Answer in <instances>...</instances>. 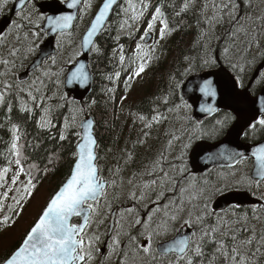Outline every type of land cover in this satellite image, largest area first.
Masks as SVG:
<instances>
[{
	"label": "trees",
	"instance_id": "16d2710c",
	"mask_svg": "<svg viewBox=\"0 0 264 264\" xmlns=\"http://www.w3.org/2000/svg\"><path fill=\"white\" fill-rule=\"evenodd\" d=\"M193 1H197L196 7H188L186 10H182L185 3L192 6ZM246 1L132 0L138 11L160 8L164 20L168 22L172 37L168 44L161 48V51L167 53L166 56L158 59L156 63L147 65L148 79L145 80L143 89H135L131 92L130 98H125L119 105L116 104L115 95H112L111 90L107 91L110 86L107 78L122 69L130 68V65L126 64V60L131 57L127 55L131 41L126 36L118 35L115 32L116 25L120 23V18L123 16V8L119 10V7L115 10L117 17L113 15L110 19L111 29H109V24L99 35L89 57V67L94 76V86L91 94L85 100L82 102L75 101L64 93L62 87V76L67 64L79 54V37L84 26L80 28L81 31L77 38L73 37L74 42L62 58H59L62 49L57 50L53 58L59 59V65L58 67L53 66L54 72L52 71V74L41 80L42 86L38 87L40 91L36 92V88L31 89L33 95L37 97L35 101L29 97L28 92L16 90L13 85L11 92L6 96L5 103L0 104V170L10 169L6 174V182L11 186V177L17 171L15 164L17 156L12 150L13 126L15 125L16 134L19 135V139L16 141L20 150L19 158L26 172L31 169L35 188L30 197L21 201L22 209L19 206L15 207L7 224L0 223L1 238L4 233L17 224L21 217H27L23 228L12 237L13 240L2 251L0 249V264L19 246L49 198L68 177L75 157V144L79 139V135H77L78 122L86 114L93 115L96 120L97 163L99 167L100 156L103 154L111 155L108 148L118 151V153L111 155L114 163L112 162L113 167L109 171L112 173H108V169L101 168L100 175L109 182L110 176H113L117 185L119 179L126 178V175H130V180L135 177L136 185H140L141 188L135 194V199L131 198V205L136 212H139V208H149L144 216L139 218L142 222L147 220L148 213L153 212L157 206L153 203L157 201V195L163 193L158 201L161 211L153 212V219L149 227L151 229L145 230L142 223L135 224V220L131 218L121 233L120 229L116 231L120 243L116 251L112 252L113 256H110L112 260L104 264H121V261L125 259V253H127V264H169V260L174 261V256L163 258L155 252L153 247L150 254L144 253L140 243L145 238L144 235L149 234L148 231H151L152 243H154L171 237L178 230L184 210L178 213L176 210L183 208L186 201L190 200V192L199 191L198 182L200 179L189 173L186 163L187 147L179 156L183 162L179 167L180 160L177 164L174 163L173 172L167 177H163V172L160 169L155 170L152 165L160 157L173 158V156H177L168 152L171 150L167 142L174 140L177 142L174 148L176 147L181 151L189 141L197 124L187 114L184 122L190 121L189 130L192 133L186 139H182V131L175 125L176 117L180 116L178 108L185 105L177 95L178 88L190 73L215 65V46L221 49L222 46L229 48L232 45L230 36L232 35L233 24L228 13L232 12L231 4L238 6L235 14L241 13L244 11ZM213 3H221L220 6L224 3L228 4L229 7L223 9L220 13L223 19H219L216 28L209 32L208 26L203 22L204 9L207 6H213ZM74 33L75 30L69 34L73 36ZM65 35L68 34L59 35V39ZM207 43H211L213 46L211 47V44L208 45ZM97 48L99 51H96ZM122 55L123 61H121ZM167 55L170 57L168 58ZM205 61H209V63H205ZM16 81L18 82V80ZM3 84L0 82V91L4 90ZM45 86L48 89H45ZM25 104L28 110L23 109L22 106ZM45 108L50 109L48 121H51V124L41 127ZM81 109L83 111H80ZM153 117H157V119L154 120ZM149 124L150 127L147 126ZM61 134L64 135L65 139H60ZM178 142L181 149L178 147ZM124 143H129L131 146L123 145ZM27 179L28 177L24 173L20 174L19 181L27 182ZM19 181L13 187H19ZM152 181H156V183L152 184ZM146 184L149 186L145 187ZM181 188L186 190L183 194L180 192ZM3 190L0 188V192ZM142 193L144 199H140ZM13 195H15L14 191L9 192L8 199L4 201V207L0 209V221L9 214L7 209ZM111 196L106 203L105 214L109 208L115 205L126 206L124 202L119 204L116 193ZM170 201H175V204L169 203ZM165 204L169 205L167 209L169 215L176 214L177 219L175 221L169 220L167 232L162 230L160 235L164 236L158 238L155 235L157 225L162 220L168 219L164 215L163 206ZM17 208L19 209L17 210ZM227 213L232 214V218L228 220L236 219L234 213L240 217L247 215L249 217L248 223L252 225L250 218L254 215L249 208H228L216 214L225 218ZM258 214L261 213L258 212ZM134 216L138 215L135 213ZM76 221L77 219L74 220V222ZM215 222L216 216L212 215L206 218L205 225ZM243 223L244 221L241 219L236 227H240ZM101 225L102 227L105 226V220ZM201 226L199 224L193 226V232L197 234V237ZM260 229L262 228L257 229V232ZM89 234H95L99 237L102 235L101 231H92ZM248 235H251L250 231L242 233V237ZM213 247L214 245H208L205 251L210 253ZM260 264H264V257L261 258Z\"/></svg>",
	"mask_w": 264,
	"mask_h": 264
},
{
	"label": "snow or ice",
	"instance_id": "6c2138e0",
	"mask_svg": "<svg viewBox=\"0 0 264 264\" xmlns=\"http://www.w3.org/2000/svg\"><path fill=\"white\" fill-rule=\"evenodd\" d=\"M8 0H0V9H2ZM77 0H72V3L68 5L69 8L76 6ZM116 0H104L99 12L96 14L95 19L88 28L86 34L83 37L82 46H88L93 44V37L101 30V26L105 21V18L111 9L112 5ZM30 3V0H16V4L20 11L17 12L18 16L27 20L29 23H33L30 15H24L25 5ZM131 5V0H129ZM189 7L188 3H185L184 9ZM229 5L225 4L222 6H217L213 3V8L217 13H221L223 9L228 8ZM238 6L231 4L232 12L228 15L230 19H235L233 14L234 10ZM137 14L134 11L133 19L137 18ZM163 14L160 8L156 9V14L152 18V22L148 24V29L145 31V36L148 35L149 31L152 30L154 22L156 19ZM38 19H46L48 26L53 32L67 29L71 22L73 21V15H57L45 17L41 14ZM223 19L222 15H214L209 18V22L212 20ZM264 19V16L260 17ZM162 27L160 29V35L163 37L168 29L167 20H162ZM13 25L16 28H21L23 25L16 24L13 21ZM243 32L245 37L248 36V32L241 26L240 28L234 29L232 35L239 39V34ZM33 36L39 35L33 32ZM143 39V37H142ZM252 39H255L253 37ZM250 45L251 40L247 41ZM140 49V45H137ZM16 50L9 52V56H14ZM29 52L32 48L28 49ZM96 51H99L97 48ZM227 51V50H225ZM124 57L121 56V61ZM55 58L52 59L54 64ZM0 63L8 65L9 60H0ZM38 63V62H37ZM209 63V61H205ZM146 67L145 62H141L135 75H140ZM0 75H5V73H0ZM45 76L50 75V73L45 72ZM119 76V73L116 74ZM264 75V74H262ZM87 79V74L83 71V66L75 68L71 73L69 82L80 80L84 81ZM25 83L22 80L17 82V87L20 84ZM36 81L33 80L29 85L31 89L35 85ZM42 83V81H41ZM210 82L205 81L204 87L201 91L206 93L211 92L209 88ZM13 85L4 82V90L0 91V104L5 103L6 96L11 92ZM23 91V89H20ZM36 92L40 89L36 88ZM214 95V92H211ZM29 97L35 101L37 97L33 95L31 90L28 91ZM11 106L9 105V108ZM24 110H28L26 105L22 106ZM209 111L212 109L209 108ZM47 112V109H45ZM80 111H83L82 109ZM143 119V117H141ZM154 120L157 117H153ZM75 120V117H73ZM217 123H220L219 121ZM256 123L264 127V117H261ZM51 121L44 122L42 117L41 127L50 126ZM93 121L91 119L87 120L83 125L85 129V134L83 137V142L77 145V152L74 154L76 156L75 163L72 166L69 177L60 186L59 190L51 197L48 201L46 207L43 208L42 213L39 215L38 219L35 221L34 225L27 232V235L23 239L22 243L8 255L7 258L3 260V264H90V262L95 258V254L100 250L95 247V243L99 241V236L95 234H89L87 231L90 228L93 217L100 214L99 212V202L101 198L106 197V187L108 182L100 175V169L97 165V156L94 151V146L96 144L95 139L92 136L91 128ZM68 126L66 120V127ZM150 127L151 125H147ZM252 128L256 127V124L251 125ZM13 143L12 150L15 151L17 159L15 164L17 165V171L11 177V186L6 182V174L10 170L9 168H4L0 170V188L4 190L0 192V209L4 207V201L8 199L9 192L14 191L15 195L11 197L14 204H9V214L3 217L0 221L2 224H7L8 220L11 218L10 214L15 207L19 206L22 209L21 201L26 200L27 197L32 195L35 188L33 183V177L31 174V169L27 172L22 166L20 157V150L16 143L19 139V135L16 134V126H13ZM79 135V133H77ZM60 139H65L64 135L61 134ZM242 155V154H237ZM252 155L256 160L255 169V179L252 177H244L243 180L247 181L248 185L251 186L255 183L256 188L259 189L261 184L264 183V145H261L253 150ZM234 159V157H230ZM161 171H163L161 169ZM24 173L28 179L27 182L19 181V176ZM168 174L163 173V177H167ZM163 177L161 181L163 183ZM20 183V187H13ZM115 183L114 181L112 182ZM155 184L156 181H152ZM149 185H145L148 187ZM186 190L184 188L180 189L183 194ZM219 191V190H217ZM206 190L201 189L198 192L189 193L190 200H197L203 198V206L201 209V214L195 217V221L192 220L191 213H189V218L184 221L189 228L193 227L194 224L202 225L199 229V236L195 232L191 235H183L178 239L173 240L171 243L164 244L160 248L161 256L167 257L170 254L175 257L174 261L169 260V264H260V260L264 257V228L257 232L255 225H250L248 223L249 217L247 215L240 217L236 215L235 220L225 219L223 216L212 212L208 207V200L210 196L205 194ZM135 199V193L132 194ZM163 193L157 195V201L153 203L157 206L153 209V212L161 211L158 201L160 200ZM140 199H144L143 193ZM259 199L264 200V195L259 197ZM183 202V201H182ZM169 203L175 204V201H170ZM169 205L165 204L164 215L168 218L162 220L160 224L157 225L158 229H162L167 232L168 221H175L177 219L176 214L169 215L167 211ZM128 213L134 211V209H126ZM177 213L183 211V208L176 210ZM254 218L259 220L260 216L256 215L257 212H264V203L260 204L259 207L253 206L252 208ZM153 212H149L147 220L143 221L145 229L150 227L151 221L153 219ZM215 215L216 222L214 224L205 225V220L207 217ZM73 217H82L81 223H72ZM243 220L244 223L240 227H236V224ZM102 223V221H101ZM118 223V222H117ZM140 219L135 220V224H141ZM250 231L251 235L243 236L242 233ZM159 234V233H157ZM120 241L117 236L112 237V241L108 244L110 249V255L115 252ZM208 245H214L212 251L206 252L205 249ZM142 251L146 254L152 252V234L148 237L147 246H142ZM125 259L121 261V264H127V253L124 254ZM109 257H106L108 259ZM155 259V257H153Z\"/></svg>",
	"mask_w": 264,
	"mask_h": 264
},
{
	"label": "rangeland",
	"instance_id": "374dc122",
	"mask_svg": "<svg viewBox=\"0 0 264 264\" xmlns=\"http://www.w3.org/2000/svg\"><path fill=\"white\" fill-rule=\"evenodd\" d=\"M9 1L10 0H8L7 4L2 8L3 10L7 8ZM59 1L64 2L65 0H59ZM97 1L98 0H86L83 5V9L81 11L80 20L78 22L79 29H77L76 27L75 33L73 34V36L68 34V35L61 37L59 41V45L61 46L62 51L59 55V58L60 57L62 58L66 54L67 49L72 45V42H74L73 37L76 39L79 32L81 31L80 28L84 26V24H87L90 14L93 12L94 9H96L94 6ZM222 5H225V4L223 3ZM121 9L123 10V16L120 19V23L116 25L115 32L118 35H123L130 39L131 45H130V48L128 49L127 55H130L131 57H129L126 60V64L130 65V68L122 69L110 75L107 78L108 81L110 82V86L107 89V91L111 90L112 95H115V101L117 105H119L122 102V100H124L125 98L127 97L130 98L131 92L134 91L135 89H143L144 84L146 82L145 80L148 79L147 65L153 64L157 61V59L164 58L166 56L165 52L163 51L159 52V50L164 45H167L168 40L171 38L170 30H168L163 37H161L160 35V29L163 26L161 21L164 20L163 17L160 16L154 22V26L152 30L149 31V33L151 34V38L149 42L144 44L142 40V36L144 35L143 33H145V31L148 29V24L152 22V18L156 14V9L151 10L146 16L145 20H143L141 15H137L136 19L132 18L134 15V11L137 14L141 13L140 11H138L137 6L132 3V0H131V5L129 3V0H126L125 4L124 5L122 4L119 10ZM24 15H30L33 23H29L27 20L23 19L21 16H17V18L15 19V22L16 24H20L22 20H25V22H28L30 24L31 29L28 26L22 29H19V30L18 28L14 27L9 31V33H7L4 37H2L0 40L1 42H3V56L8 54L12 50H16V54L14 55L15 57H17V54L18 55L30 54L28 49L32 48L33 50L34 47L36 48L38 46L37 43L42 40V36H41L42 34L40 35V33L38 32L39 31L42 32L41 25H42L43 19H38L40 14L36 10L35 5L31 4L28 7H26L24 11ZM214 15H220V13H217L214 10V8H212L211 6H207L204 9L203 22L208 26L211 32L212 30L216 28L217 21L219 20L217 19V20H212L211 22H209V18L213 17ZM234 16H235V19L234 20L232 19V24L233 25L235 24V27L237 28H240L242 26L245 30H247L248 34H252L253 37H255V39H252L253 37H251V40H254L253 44H256V43L260 44L261 42L264 44V36L260 34L262 29L264 28V19H260V17L264 16V0H247L244 5V11L239 13V15L235 14ZM109 29H111V23L109 25ZM33 32L38 33L39 35L33 36L32 35ZM241 33L244 34L243 32ZM138 44L140 45V49L137 48ZM248 47H252L251 50L254 48L253 46H248ZM14 56L9 57V61L10 62L12 61L9 64H13L14 61H16V59H14ZM167 57L169 58L170 55H167ZM2 60L4 59L2 58ZM55 61L56 62L54 64L52 63V59H49L46 62H44L43 65H41V67L36 70V73L33 74L30 78H28L27 82L20 84L19 87H17L16 80H18L17 74L19 72L20 66L11 67L8 65H4L3 63H0V73H5V75H0V78L2 79V81H7L10 84L14 85L16 90L23 89V91L27 93L29 90L33 88H38V87L40 88L42 86L41 80L45 78L44 73L48 72L52 74V71L54 72L53 66L56 65L58 67L60 61L59 59ZM141 62H145L146 67L144 71L140 73V75L137 76L135 75V72L138 70V67ZM117 73H119V76L116 75ZM33 80H35L36 83L30 89L29 85L32 83ZM45 89H48V88L45 86ZM130 90L131 92H129ZM45 109H47V112L45 111ZM45 109L43 111V121L47 122L50 118V109L49 108H45ZM178 109L180 112V116L176 117L177 119L175 121V125L180 130L183 125L184 118L188 113V109L186 106H180ZM123 145L131 146V144L129 143H124ZM108 150H109V153L111 152V155L118 153V151H115L113 148H108ZM111 155L103 154L99 158L101 160L100 169L101 168L102 169L105 168L106 170L108 169L107 170L108 173L109 172L112 173V171H109L113 167L112 165L113 156ZM235 174H236V179L241 178L243 175V170L240 169L232 173L215 172L211 175L210 178H208L209 180H213V182L208 187L199 188V191L201 189H205L206 190L205 194L210 196V199L208 200V203L210 201V205H211L213 198L220 192L217 190L228 188L235 183V180H233V177H232V176H235ZM110 179H111L110 182L114 181L113 176H110ZM119 181H120L121 187H119V184L117 185L115 183L114 184L111 183L110 188L112 190L109 189L108 192H106L107 193L106 197H104L103 200L99 202L100 214L93 217V222L90 228L87 229L89 233L92 231L93 232L101 231L102 234H105L106 230L105 228L102 227L101 224L104 223V220H105L104 217H107V219L109 217V214L108 215L107 213L105 214V208H106L107 201L109 200L110 197H112L111 195L113 193H116L117 200H119V204L124 202L126 205L125 207L121 206L122 208L119 206V208H121V211H120L119 218H118L119 224L117 226V229L118 230L120 229V233H121V230L123 229L122 225L125 223V221H126V226H127L131 218H133V220H136L139 218L141 219L144 216L143 213H145L147 210V208H144V207L139 208L140 214L134 217H133L134 211H132L131 213H128L125 211L126 209H134L131 205V201H132L131 198L133 197L132 196L133 192L136 191V188H137L136 181L133 179L131 182H127V184L124 182V178H120ZM206 183L207 182H204V184ZM203 203H204L203 198H199L197 200H188V202L183 206V209L185 208V213H184V216L181 218L180 226L185 225L184 221L189 218V213H191L192 220L195 221V217L197 215H200L199 212L201 211ZM208 207L210 208L209 205ZM225 218L231 219L232 216L226 215ZM26 219L27 217L25 218L21 217L19 221L17 222V224L11 230H9L8 232L2 235V237L0 238L1 251L5 248L7 244H9V242L13 240L12 237L15 236L18 233V231H20L23 228L24 221H26ZM148 229H151V228H148ZM148 229H145V230H148ZM161 231L162 229L157 228V232L155 235L158 238H161L162 236H164V235H160ZM148 232L149 234H151V231H148ZM149 234L144 235L145 238L148 239ZM114 236H117V233H115ZM102 238H103V235H101V237H99V241L95 243V247L98 249L101 246ZM107 256L111 258L110 256H113V254L111 253L110 255V251H109L107 253ZM100 258L101 257L99 255V252L96 253L95 258L90 262V264H100V260H99ZM103 258H106V256Z\"/></svg>",
	"mask_w": 264,
	"mask_h": 264
},
{
	"label": "water",
	"instance_id": "95a60500",
	"mask_svg": "<svg viewBox=\"0 0 264 264\" xmlns=\"http://www.w3.org/2000/svg\"><path fill=\"white\" fill-rule=\"evenodd\" d=\"M82 1L83 0H77L76 6L71 8H69L68 5L72 3V0H67L65 4H60L57 1H44L38 4V8L42 13H48L46 17L57 16L61 14L73 15L74 17L73 21L71 22L70 26L67 29H64L62 31L64 32L72 28L74 20L77 15L78 8ZM119 1L120 0H116V2L112 5L111 9L109 10L105 18V21L101 26V30L98 31L97 34L93 37V43L95 42L96 38L102 31L106 21L110 17L112 10ZM103 2L99 6L96 14L99 12V9L102 6ZM18 9L19 7L15 2L12 9V13L17 11ZM96 14L94 15L91 23L95 19ZM8 21L9 19L7 18H3L1 20L0 33L4 29V27L8 24ZM91 23L89 27L91 26ZM43 29L47 30V39L44 42V44L40 47L39 49L40 52L38 56L33 60V62L27 68L26 70L27 72L38 66L43 59H45L54 52L53 39L55 34L61 31L57 30L53 32L51 28L48 26L47 20H45ZM87 30L85 31V33L81 38V56L75 61L73 65L69 66L66 75L64 77V90L67 93L72 94L76 100H83L85 97H87L91 92L92 83H93V76L88 66V56L93 44L88 45L86 47L82 46L83 37L86 34ZM148 39L149 37L147 36L145 41H147ZM263 65H264V59L262 63L257 67L253 75V78L256 76L257 72ZM80 66H83V71L87 74V79L84 81L76 80L69 82L72 71H74L75 68ZM27 72H25L22 77H24L27 74ZM205 81L210 82L209 88L211 92H214V95H212L211 92L206 93L204 91H201V89L205 85ZM178 95L181 99L191 104L193 108V117L196 118L197 120L206 118L220 109H225L227 111H230L237 116V121L228 130L223 140L216 143L200 141L192 148L189 154V162L194 173L200 174L210 170L215 166H231L234 163H236V161L240 157L247 156L249 151H253L255 148L259 146V145L243 146L241 145L240 138L243 130L251 123V121L256 116L264 114V88L259 94V96L252 98L247 92V89L245 90L239 89L238 81L231 74V72L227 68L220 66L215 69H206L203 70L202 72L189 75L181 84L180 89L178 91ZM209 108H211L212 110L209 111L208 110ZM89 119L93 121L91 133L97 143L94 134L95 123L93 118L91 116H88L80 123L81 139L78 142V144L83 142V137L85 134V129L83 125ZM77 145H76V152H77ZM95 147L96 144L94 146V151H95ZM237 154H242V155H237ZM230 157H234V159H230ZM55 193L53 195H55ZM230 203H235L237 205H242L245 203L257 204V202L256 201L254 202L252 199H250L246 193H228L226 195L218 197L214 201L213 209L222 210ZM116 210L117 209L114 208L111 213L107 238L110 237L114 227ZM74 218H80L79 223L82 222V217H73L72 220ZM183 235H191V230L189 228H187L184 232L182 230H179L172 238L158 243L156 247L157 252L160 254V248L162 245L171 243L173 240L178 239ZM104 250H105V245L101 248V252L103 253Z\"/></svg>",
	"mask_w": 264,
	"mask_h": 264
},
{
	"label": "flooded vegetation",
	"instance_id": "af4514ba",
	"mask_svg": "<svg viewBox=\"0 0 264 264\" xmlns=\"http://www.w3.org/2000/svg\"><path fill=\"white\" fill-rule=\"evenodd\" d=\"M13 3V0L9 1V4L7 6V11H9L11 5ZM261 35L264 36V28L262 29ZM231 40L232 42L236 43L237 38L234 37L233 35H231ZM246 41H245V45L242 48V52L244 53L243 59L244 61L241 62H237L235 63V67H236V72H237V77L239 79L240 82V88L244 89L246 88L248 85V91L250 92V96L252 98L257 97L259 95V93L262 91L263 87H264V65L259 69V71L257 72L256 76L253 78L254 75V70L261 64L262 60L264 59V45H262L261 48V53L260 56L259 54H257V59L258 60V64H256L254 66V68H252V63L251 59L249 57V48H246ZM233 47H237L235 44ZM259 49V48H258ZM257 49V50H258ZM235 48L233 49L232 53H235L237 50H235ZM241 55L238 52H236L234 54V58L237 59L238 56ZM238 64H242V65H238ZM256 71V70H255ZM261 117H264V114H261L257 117H255L251 123L243 130L241 138H240V142L241 145L246 146V145H264V127L260 126L258 123H256ZM220 123H217V122ZM237 121V116L231 112L225 111V110H220L217 111L215 114H213V116H211L208 119L203 120L202 122L197 123V127L199 128V130H203L206 132L201 131V138L203 139H209V140H214L215 141H220L223 139V137L227 134L228 130L230 129L231 126H233V124H235V122ZM252 124H256L255 128H252L251 125ZM258 146V147H259ZM253 151H249L247 156H242L238 159V161L235 163V166L233 167L234 169H238V170H243V168L245 167V169L248 172H244L241 178L236 179V177L234 178L235 183L228 187V188H224L219 190L220 194H225L228 192H239V191H243L246 192L250 195H252L253 197L258 198V200L260 201V203H264V200L259 199V197H261L262 195H264V183L261 184L260 188L257 189L255 183H253L251 186L248 185L247 181L243 180L244 177H252L251 175V171L254 169H256V160L255 157L252 155ZM219 171V172H229L231 170H227V169H222L221 168H215L212 169V171ZM211 172V171H210ZM253 178V177H252ZM255 179V178H253ZM230 180V179H228ZM259 207V206H257ZM229 208H253L251 206H236V205H232Z\"/></svg>",
	"mask_w": 264,
	"mask_h": 264
},
{
	"label": "bare ground",
	"instance_id": "6f19581e",
	"mask_svg": "<svg viewBox=\"0 0 264 264\" xmlns=\"http://www.w3.org/2000/svg\"><path fill=\"white\" fill-rule=\"evenodd\" d=\"M32 32V31H31ZM134 68V67H133ZM25 101V100H24ZM26 105V104H25ZM74 114V113H73ZM58 119V118H57ZM123 149V148H122Z\"/></svg>",
	"mask_w": 264,
	"mask_h": 264
}]
</instances>
